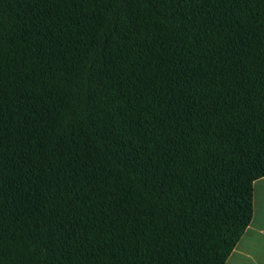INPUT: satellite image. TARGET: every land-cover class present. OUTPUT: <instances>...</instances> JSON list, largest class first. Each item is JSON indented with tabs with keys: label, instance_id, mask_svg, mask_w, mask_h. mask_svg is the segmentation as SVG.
<instances>
[{
	"label": "trees",
	"instance_id": "trees-1",
	"mask_svg": "<svg viewBox=\"0 0 264 264\" xmlns=\"http://www.w3.org/2000/svg\"><path fill=\"white\" fill-rule=\"evenodd\" d=\"M264 176V0H0V264H224Z\"/></svg>",
	"mask_w": 264,
	"mask_h": 264
},
{
	"label": "crops",
	"instance_id": "crops-1",
	"mask_svg": "<svg viewBox=\"0 0 264 264\" xmlns=\"http://www.w3.org/2000/svg\"><path fill=\"white\" fill-rule=\"evenodd\" d=\"M224 264H264V176L253 182V214Z\"/></svg>",
	"mask_w": 264,
	"mask_h": 264
}]
</instances>
